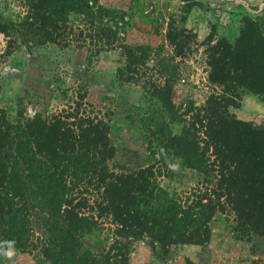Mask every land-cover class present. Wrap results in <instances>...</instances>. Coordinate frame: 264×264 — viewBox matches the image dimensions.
Instances as JSON below:
<instances>
[{
    "label": "trees",
    "instance_id": "trees-1",
    "mask_svg": "<svg viewBox=\"0 0 264 264\" xmlns=\"http://www.w3.org/2000/svg\"><path fill=\"white\" fill-rule=\"evenodd\" d=\"M92 10L89 0H26L25 17L0 21V32L33 33L42 46H97ZM81 14L89 34L73 21ZM213 50L209 79L224 94L186 105L182 129L159 152L196 173L189 191L163 187L154 165H114L108 123L87 113L84 95L47 117L10 122L0 112V242L49 264H129L142 242L167 262L180 247L208 245L212 222L228 214L232 231L264 255V125L230 110L239 107L236 91L264 93V39L252 24L234 45L221 39Z\"/></svg>",
    "mask_w": 264,
    "mask_h": 264
},
{
    "label": "rangeland",
    "instance_id": "rangeland-1",
    "mask_svg": "<svg viewBox=\"0 0 264 264\" xmlns=\"http://www.w3.org/2000/svg\"><path fill=\"white\" fill-rule=\"evenodd\" d=\"M89 6L97 12L95 42H102L97 46L91 41L66 49L42 46L33 43V33L12 31L7 37L0 32L1 115L10 122L20 115L47 117L84 95L87 113L108 123L114 165H154L163 187L189 191L196 173L173 157L164 162L159 152L182 129L179 118L186 105L200 107L209 97L224 94V86L209 79L210 59L219 56L213 47L221 39L234 45L252 24L264 39V15L217 0H89ZM25 15L26 0H0L2 23H19ZM84 15L73 21L89 34L92 27ZM109 39L117 41L115 46L106 47ZM236 92L239 107L231 112L239 120L264 125V93ZM231 227V216L218 214L208 245L180 247L167 262L138 242L129 264H264V255H254ZM0 264L49 262L3 241Z\"/></svg>",
    "mask_w": 264,
    "mask_h": 264
},
{
    "label": "built area",
    "instance_id": "built-area-1",
    "mask_svg": "<svg viewBox=\"0 0 264 264\" xmlns=\"http://www.w3.org/2000/svg\"><path fill=\"white\" fill-rule=\"evenodd\" d=\"M206 1V0H203ZM220 3H233L246 8L250 13L255 15H264V0H217Z\"/></svg>",
    "mask_w": 264,
    "mask_h": 264
}]
</instances>
